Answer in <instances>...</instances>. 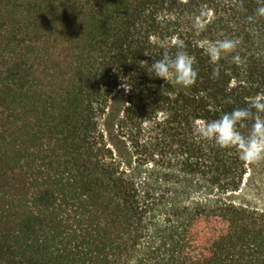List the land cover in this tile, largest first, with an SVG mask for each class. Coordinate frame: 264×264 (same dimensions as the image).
I'll use <instances>...</instances> for the list:
<instances>
[{
    "label": "trees",
    "instance_id": "trees-1",
    "mask_svg": "<svg viewBox=\"0 0 264 264\" xmlns=\"http://www.w3.org/2000/svg\"><path fill=\"white\" fill-rule=\"evenodd\" d=\"M260 6L0 0V264H264V161L193 137L264 97ZM180 45L190 88L141 67Z\"/></svg>",
    "mask_w": 264,
    "mask_h": 264
},
{
    "label": "clouds",
    "instance_id": "clouds-1",
    "mask_svg": "<svg viewBox=\"0 0 264 264\" xmlns=\"http://www.w3.org/2000/svg\"><path fill=\"white\" fill-rule=\"evenodd\" d=\"M264 5V0H261ZM258 16H264V6L256 9ZM251 20L252 17H249ZM197 31H203L204 26L199 22L194 25ZM236 42L231 39L218 40L214 43L201 45L205 55L212 64L216 65L222 54L234 51ZM160 47H166L161 44ZM180 45L174 56L167 52L162 59L154 60L150 65L144 61L140 64L147 70L150 77L161 78L165 82L188 89L196 82L197 72L193 68L194 58L182 49ZM145 55H147L145 53ZM239 62V57H233ZM220 74L219 67L213 68L212 77ZM129 88L125 87V91ZM230 102V101H229ZM248 108H235L231 112L223 113L219 118L203 122H193V137L196 143L202 141L213 142L221 149H235L240 161L246 165H254L264 161V97H257L249 101ZM253 109L255 110L253 112ZM253 120L247 135L241 134L239 128L244 127V121Z\"/></svg>",
    "mask_w": 264,
    "mask_h": 264
}]
</instances>
